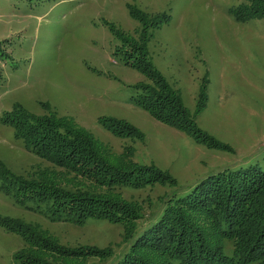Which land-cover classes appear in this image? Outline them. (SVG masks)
<instances>
[{
	"label": "rangeland",
	"instance_id": "1",
	"mask_svg": "<svg viewBox=\"0 0 264 264\" xmlns=\"http://www.w3.org/2000/svg\"><path fill=\"white\" fill-rule=\"evenodd\" d=\"M249 5V0H0V175L34 189L46 178L69 198L66 204L108 200L131 211L124 222L51 221L42 206L33 211L34 203L18 204L0 191V221L11 226L10 231L0 224V264L24 263L27 257L34 264H116L169 207V196L222 172L251 167L264 172V16L240 21L233 14ZM162 84L179 99L192 123L189 132L134 104L141 87L166 96ZM20 111L90 139L96 159L113 173L154 166L168 179L139 189L96 185L28 149L10 124ZM108 119L120 122L119 134L103 124ZM182 216L174 226L185 222L201 241L231 252L232 244L218 239L204 212ZM33 242H45L49 252L40 253ZM144 252L146 262L169 263Z\"/></svg>",
	"mask_w": 264,
	"mask_h": 264
},
{
	"label": "trees",
	"instance_id": "2",
	"mask_svg": "<svg viewBox=\"0 0 264 264\" xmlns=\"http://www.w3.org/2000/svg\"><path fill=\"white\" fill-rule=\"evenodd\" d=\"M249 1V7H242L241 15L233 13L237 20L264 16V0ZM160 86L166 96L148 94V89L141 87L134 104L162 123L181 132H189L192 123L185 116L179 99L165 84ZM10 121L15 136L28 149L43 158L51 159L64 170L78 171L96 185L108 188L119 185L139 189L168 179L166 173L154 166H139L128 172L113 173L96 159L97 148L90 139L78 137L70 131L68 133V129L62 125L37 120L21 111L16 112ZM103 124L119 134L117 126L120 122L108 119ZM42 180L43 186L39 185L34 189L15 176L2 173L0 191L9 194L18 204L34 203L31 207L33 211L42 206L51 221L84 224L89 220H130L129 208L113 201L92 202L82 198L73 200L76 204L72 201L66 204L69 198L54 191V183L46 178ZM172 196L167 198L169 207L162 210L156 219L139 232L129 251L116 264H152L146 262L144 249L169 260L168 264H264V172L259 168L251 167L212 175L201 180L187 193ZM185 211L204 212L215 223L218 239L232 244L231 252L225 251L221 245L215 246L201 241L200 233L188 229L185 222L174 226L173 223L183 220L182 213ZM175 214L179 218H175ZM0 224L5 227L2 221ZM10 227L5 228L11 231ZM16 230L18 229L14 231ZM193 234L198 238L193 240L185 237ZM33 246L42 254L49 252L45 242H33ZM18 261L19 264L27 261L34 264L29 257L24 263L23 260Z\"/></svg>",
	"mask_w": 264,
	"mask_h": 264
}]
</instances>
